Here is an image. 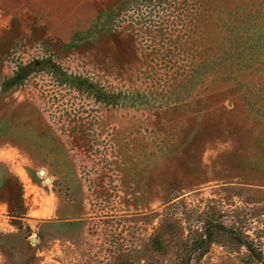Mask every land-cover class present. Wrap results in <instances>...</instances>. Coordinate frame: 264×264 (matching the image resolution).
<instances>
[{
    "label": "rangeland",
    "instance_id": "1",
    "mask_svg": "<svg viewBox=\"0 0 264 264\" xmlns=\"http://www.w3.org/2000/svg\"><path fill=\"white\" fill-rule=\"evenodd\" d=\"M19 1L0 0V264H179L148 244L178 199L264 219V0ZM231 248L190 264L248 260Z\"/></svg>",
    "mask_w": 264,
    "mask_h": 264
},
{
    "label": "trees",
    "instance_id": "2",
    "mask_svg": "<svg viewBox=\"0 0 264 264\" xmlns=\"http://www.w3.org/2000/svg\"><path fill=\"white\" fill-rule=\"evenodd\" d=\"M19 77L2 84L4 92L13 87ZM182 204L184 202L178 199L165 206L164 215L148 243L152 252L162 258L171 251L180 257L179 264H190L192 259L201 258L209 246L217 244L229 251L233 250L231 246L244 249L248 258L244 264H264V219L258 218L256 208H238L230 217L214 206L189 209ZM254 219H259L262 229L252 231L250 225Z\"/></svg>",
    "mask_w": 264,
    "mask_h": 264
},
{
    "label": "crops",
    "instance_id": "3",
    "mask_svg": "<svg viewBox=\"0 0 264 264\" xmlns=\"http://www.w3.org/2000/svg\"><path fill=\"white\" fill-rule=\"evenodd\" d=\"M27 1V2H26ZM9 2H11L12 3V5H13V9L15 10L16 9V0H9ZM19 2H22V4H23V8H25V9H27L28 8V6H27V4H31V1L30 0H20ZM27 3V4H26ZM21 9V8H20Z\"/></svg>",
    "mask_w": 264,
    "mask_h": 264
},
{
    "label": "water",
    "instance_id": "4",
    "mask_svg": "<svg viewBox=\"0 0 264 264\" xmlns=\"http://www.w3.org/2000/svg\"><path fill=\"white\" fill-rule=\"evenodd\" d=\"M40 174L43 175V171H41ZM45 181L46 182H49L50 180L49 179H46Z\"/></svg>",
    "mask_w": 264,
    "mask_h": 264
}]
</instances>
